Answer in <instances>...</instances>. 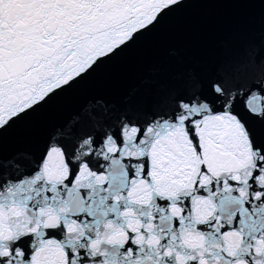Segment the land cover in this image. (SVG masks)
<instances>
[{"label":"snow or ice","instance_id":"snow-or-ice-1","mask_svg":"<svg viewBox=\"0 0 264 264\" xmlns=\"http://www.w3.org/2000/svg\"><path fill=\"white\" fill-rule=\"evenodd\" d=\"M0 264H264V0H0Z\"/></svg>","mask_w":264,"mask_h":264}]
</instances>
